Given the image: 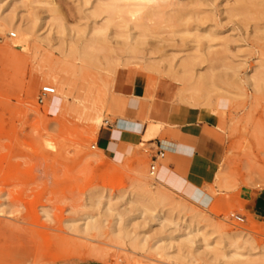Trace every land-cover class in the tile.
I'll use <instances>...</instances> for the list:
<instances>
[{"label":"rangeland","instance_id":"rangeland-1","mask_svg":"<svg viewBox=\"0 0 264 264\" xmlns=\"http://www.w3.org/2000/svg\"><path fill=\"white\" fill-rule=\"evenodd\" d=\"M29 1L0 0V18L8 13L14 17L11 26L0 30V264H264V214L245 208L249 191L264 189V0H112L111 5L109 0H54L52 15L48 6ZM94 2L102 8L117 6L115 18H123L117 20L123 47L114 38L108 45L113 51L90 41L85 48L90 53L85 62L92 59L89 68L76 50L82 52L88 29L106 19L105 12L96 20L88 14ZM186 9L189 17L177 21V13ZM53 19L65 24L64 31ZM20 20H29L34 36L44 41H32L25 50L9 46L18 36L13 25ZM59 31L64 32L60 37ZM134 32L148 43L136 36L126 40L125 35ZM129 48L133 50L127 52ZM63 49L67 58L73 55L65 63ZM186 53L198 56L193 73L212 70L213 89L206 99L188 100L189 92L184 100L178 96L182 86L190 85L176 72ZM97 56L122 58L107 71ZM49 66L63 71L71 85L64 103L56 81L46 73ZM123 71L146 78L150 111L141 121L164 127L155 93L165 87L171 102L196 107L206 117L202 120L216 126L219 140L215 148L208 147L215 162L211 179L176 191L157 178L158 161L150 174L158 149L154 141L163 139L160 130L138 135L117 157L97 146L100 130L113 121V87ZM86 72L91 82L84 78ZM46 84L55 91L39 102V89ZM45 140L52 147L44 146ZM137 179L162 192L168 206L176 203L181 217L153 218L131 209L126 197L115 198L134 190ZM95 187L110 194V203L102 198L98 206L88 204L86 195ZM124 208L129 210L121 212ZM117 212L125 213L127 223L117 219ZM91 220L98 229L85 228Z\"/></svg>","mask_w":264,"mask_h":264},{"label":"crops","instance_id":"crops-1","mask_svg":"<svg viewBox=\"0 0 264 264\" xmlns=\"http://www.w3.org/2000/svg\"><path fill=\"white\" fill-rule=\"evenodd\" d=\"M69 81L59 90L62 102L68 101ZM146 78L140 73L129 74L126 71L116 77L112 105L113 121L106 122L96 141L109 157H117L126 143L135 141L138 135L159 132L161 124L155 121H141L149 110L146 99ZM165 87H159L155 96L162 106L160 130L164 140L170 141L163 156L158 160L157 178L176 191H184L190 183L200 186L202 181L211 179L215 162L210 157L208 147L215 148L218 142L216 126L202 120L196 107L171 102V97L164 93ZM152 139V138H151ZM162 139V140H163ZM142 140V139H141ZM162 140L156 139L157 148ZM245 208L256 215L264 214V189H251L245 200Z\"/></svg>","mask_w":264,"mask_h":264},{"label":"bare ground","instance_id":"bare-ground-1","mask_svg":"<svg viewBox=\"0 0 264 264\" xmlns=\"http://www.w3.org/2000/svg\"><path fill=\"white\" fill-rule=\"evenodd\" d=\"M27 2V1H29V0H23V2ZM33 1H35V0H33ZM32 0L31 1H29L28 2V4L29 3H34V4H37L38 6H40L41 4H42V6L43 5H45V6H48V9L49 10H52V9H54V6L56 5L55 4V1L54 0H36L35 2H33ZM96 1V0H95ZM108 1V0H107ZM115 1V0H114ZM114 1L112 2V0L110 1L109 0V4L111 5L112 3H114ZM86 2H88V0H84V3H86ZM91 2V1H90ZM96 2H98V1H96ZM100 2V1H99ZM117 2V1H116ZM237 2H240V1H237ZM249 2V1H248ZM256 2V1H255ZM57 3V2H56ZM108 3V2H107ZM28 4H27V6H28ZM32 4H30V5H32ZM40 4V5H39ZM25 5V4H24ZM104 5H107V4H104ZM103 6V5H102ZM26 7V6H25ZM29 7V6H28ZM117 7V6H116ZM102 8L100 5H98V4H95V2H94V5H91V7L89 8V9H87L88 11H89V13L88 14H90V15H92V16H94V20H96V18L95 17H99L100 16V14H102L103 12H105L106 13V16L104 17V18H106L105 19V21L104 22H102L101 24H98V25H96V24H93L91 27H90V29H88L89 31H88V34H89V38H83L84 39V41H85V44L83 43L82 45H83V47H82V52L81 51H77L76 50V54L77 55H79V57L80 58H82V61H87L88 60V57L90 56L89 54L90 53H86V51H85V48H87V47H89V46H87L88 45V43L90 42V41H93V42H97V43H100V44H106V47L107 48H105V50H109V51H113L114 49H112L113 47L112 46H108V45H110L109 43H110V39H112V38H114L115 39V43H117L118 44V42L120 43V45L122 46L123 45V43H121V40H118L120 37H123L122 35H123V33L118 29L119 28V25H118V22H117V20L121 17H119V18H117V20H116V18H115V14H116V12H118V11H115V10H118V8ZM260 7V6H259ZM57 8L58 7H55V10H57ZM31 9H32V7H30V10L28 11V14L27 15H30L32 12H30L31 11ZM237 9V8H236ZM255 9V8H254ZM176 10V9H175ZM181 10V9H180ZM231 10V9H230ZM46 11H47V8H46ZM124 11V10H123ZM185 11V10H184ZM49 12V11H48ZM178 12H180V11H178ZM181 12H183V11H181ZM186 13H181L180 15H179V13H177L178 14V17H177V21H180L181 23L182 22H184V21H186V19L189 17L188 16V14L190 13H187V9H186V11H185ZM236 12V11H235ZM244 13V12H243ZM9 15L7 16V17H3V18H0V30H2V29H4V28H7L8 26H11L12 25V23H13V18L14 17H12V15L10 14V13H8ZM52 14H56V13H54L53 12V10L51 11V15ZM127 14V13H126ZM174 14H176V13H174ZM14 16V15H13ZM55 16V15H54ZM173 16V15H172ZM191 16V15H190ZM28 17V16H27ZM35 17V16H34ZM37 17V16H36ZM51 17V16H50ZM116 17H118V16H116ZM132 17V16H131ZM174 17V16H173ZM57 18V17H56ZM47 19V18H46ZM103 19V18H102ZM121 19H123L122 17H121ZM121 19H119V20H121ZM35 20H37V19H35ZM54 21H58V20H56V19H53ZM93 20V19H92ZM21 21H26V20H20L19 22H18V24L17 25H13V28H15V30L17 31V33H18V36H16L17 38L16 39H14V40H12L11 42H10V45L9 46H11L12 48H18V49H21V50H25V49H27L28 47H30V46H28V45H32V43H30V42H32V41H38V42H41L43 39H44V37L42 36V37H40V36H34V33H36V30L33 32V29L35 28L34 26H32L31 27V25L29 24V25H27V23H29V20L28 21H26V24H22L21 23ZM50 21H51V19H50ZM133 21V20H132ZM135 21H136V19H135ZM34 22H36V21H34ZM49 22V21H48ZM93 22V21H92ZM96 22V21H95ZM136 22H139V20L138 21H136ZM15 23H17V22H15ZM42 23V22H41ZM53 24L54 23H56L57 25H60V27L63 25H65V24H60L61 22H52ZM98 23V22H97ZM100 23V22H99ZM131 24H133V23H131ZM172 24V23H171ZM174 24H176V23H174ZM43 25V24H42ZM49 25H50V22H49ZM79 25V24H78ZM125 25V24H124ZM63 26H62V30L64 31V28H63ZM87 26H89V25H87ZM140 25H138L137 27L139 28V29H142L141 28V26L139 27ZM186 26V25H185ZM110 27H113V29L112 30H110ZM122 27H125V26H121V28ZM130 26H128V28H129ZM196 27V26H195ZM73 28V27H72ZM78 28H80V27H78ZM86 28H89V27H86ZM127 28V27H126ZM38 29V28H37ZM50 29H55V28H51V26H50ZM50 29H48V30H50ZM74 29H75V27H74ZM151 29V28H150ZM186 29V28H185ZM196 29V28H195ZM132 30H134V29H132ZM189 30V29H188ZM194 30V29H193ZM61 32V31H59V37H60V32L61 33H64V32ZM74 31V30H73ZM72 31V33H74ZM85 30H82V36H84L83 35V32H84ZM141 31V30H140ZM148 31V30H147ZM147 31H145V32H147ZM187 30H185V31H182V29H180V32H186ZM55 32L56 33H58L57 32V30L55 29ZM79 32V31H78ZM86 32V31H85ZM151 32H153V31H151ZM189 32V31H188ZM51 33H53V32H51ZM187 33V32H186ZM75 34V33H74ZM78 34H80V33H78ZM136 34H139V32H134L133 34L132 33H128V34H126L125 35V38H126V40H134V39H136V38H134L135 36H136ZM156 34H158V33H156ZM191 34V33H190ZM14 35V34H13ZM16 35V34H15ZM62 35V34H61ZM160 35V34H159ZM197 34H193V36H196ZM75 36H78V35H76L75 34ZM74 36V37H75ZM81 36V35H80ZM149 36V35H148ZM147 36V37H148ZM199 36V35H198ZM208 36V35H207ZM85 37V36H84ZM88 37V36H87ZM119 37V38H118ZM136 37H139V38H137L136 40L138 41V40H140L141 41V43L143 42V40L144 41H146V38H144V39H140V36L138 35V36H136ZM157 37H161V36H158L157 35ZM200 37V36H199ZM62 38V37H61ZM71 38H73V37H71ZM142 38V37H141ZM149 38V37H148ZM194 38H196V37H194ZM198 38V37H197ZM79 39V38H78ZM150 39V38H149ZM198 40V39H197ZM44 41V40H43ZM140 41H138V42H140ZM45 42H46V40H45ZM147 43H148V41H146ZM152 42V41H151ZM161 42V41H160ZM159 42V43H160ZM198 42V41H197ZM97 43H95V44H97ZM113 44H114V42H112ZM125 43H127V42H125ZM141 43H135V44H137L138 46L139 45H141V46H143V44H141ZM146 43V44H147ZM33 44H35V43H33ZM58 44H60V43H58ZM112 44V45H113ZM135 44H132V45H135ZM154 44H156V43H154ZM99 44H97V46H98ZM127 45V44H126ZM131 45V46H132ZM8 46V45H7ZM34 46V45H33ZM103 46H105V45H103ZM128 46H130V44H128ZM127 46V47H128ZM155 46H157L158 48H159V45H155ZM195 46H197V45H195ZM68 47V46H67ZM73 47V46H72ZM123 47V46H122ZM194 47V46H193ZM98 48V47H97ZM103 48V47H102ZM120 48V47H119ZM119 48H117V49H119ZM151 48V47H150ZM161 48V47H160ZM194 48H198V47H194ZM77 49V48H76ZM99 49H101V48H99ZM193 49V48H192ZM36 50V49H35ZM69 50V49H68ZM71 50V49H70ZM87 50H89V48L87 49ZM133 50V48L131 49V48H129V50H127V52H129V51H132ZM163 50V49H162ZM194 50V49H193ZM60 51H62V54H61V59H63V58H66V61L65 60H63L64 62L63 63H65V62H67V60L69 59V58H73V55H72V57H69V58H67L66 56V49L64 50H60ZM97 51V50H96ZM102 51V50H101ZM120 51V50H119ZM124 51V50H123ZM35 52H37V51H35ZM78 52H81V53H79L78 54ZM188 52V51H187ZM73 53V52H72ZM124 53V52H123ZM115 54V53H114ZM187 55H185V57H183L182 59H181V61L180 62H178L179 63V67L178 68H180V69H177L176 70V72H177V74H178V78L179 79H181V80H183V81H187V82H189L190 81V85L189 86H187V87H185V85L184 86H182L183 88H180L179 90H178V96L181 98V99H183L184 100V98H185V92H189V94H190V96H191V98H187L188 100L189 99H192L193 98V96H194V98H197L196 100H199L200 98H207L208 97V95H209V93H211L210 92V90L211 89H213V87L210 89V87H211V85L213 86V83H211V80H212V78H211V71L212 70H210V71H208V73H210V74H208L207 72H204V71H206V70H203L202 69V71H198V72H195V73H193V70H192V65H193V63H194V61L196 60V59H198V56H196V55H194L193 53H186ZM77 55H75L74 57H76ZM81 55H82V57H81ZM110 56V55H109ZM109 56H104V58L102 59L101 58V56H97L98 58H100V59H102V60H104V68L105 69H107V71L108 70H111V69H113L116 65H117V63L120 61V59L122 58H114V59H111V58H109ZM136 56V55H135ZM208 56V55H207ZM112 57H114V56H112ZM120 57V56H119ZM160 57H162V56H160ZM219 57V56H218ZM77 58V57H76ZM75 58V59H76ZM87 58V60H85ZM134 58H136V57H134ZM139 58V57H138ZM226 58V57H225ZM59 59V58H58ZM92 59H90L89 60V63L87 64L86 62L84 63L85 65H87L88 67L90 66V64H91V61ZM102 60H101V62H102ZM129 60V59H128ZM82 61H81V63H82ZM197 61V60H196ZM54 62V61H53ZM52 62V63H53ZM55 62H57V60L55 61ZM55 62H54V65H57L58 63H56L55 64ZM73 62H74V60H73ZM88 62V61H87ZM139 62V61H138ZM213 62V61H212ZM75 63V62H74ZM121 63V62H120ZM204 63V62H203ZM208 63V62H207ZM210 63V62H209ZM61 64V63H60ZM84 64L82 63L81 64V66L80 67H84ZM140 64V63H139ZM211 65V64H210ZM74 66V65H73ZM77 66L78 65H76V67L75 68H77ZM92 67H93V65H91ZM57 67H59V69L61 68V67H63V66H57ZM87 67V68H88ZM101 67V66H100ZM71 68V67H70ZM85 68V67H84ZM84 68H82L81 70H83L84 71ZM89 68H91V67H89ZM59 69L58 68H56V67H50L49 66V68L47 69V71H46V73H47V75L49 76V77H51V78H53L55 81H56V85H57V90H59L66 82H68V80L66 79V77H64L63 75H62V73H64L63 71H59ZM67 69H69V68H67ZM74 69V68H73ZM78 69V68H77ZM75 70V71H78V70ZM80 69V68H79ZM94 69V68H93ZM61 70H64V69H61ZM65 70H66V68H65ZM64 70V71H65ZM90 70V69H89ZM101 70H104V69H101ZM69 72V71H68ZM71 72V71H70ZM79 72V71H78ZM82 72V71H81ZM99 72V71H98ZM102 72V71H101ZM65 73H66V71H65ZM77 73V72H76ZM102 73H104V71L102 72ZM68 74V73H67ZM81 74V73H80ZM83 74V73H82ZM87 74V72L85 73V74H83L84 75V78H85V75ZM70 75V74H69ZM79 75V74H78ZM83 75H80V76H83ZM218 75V74H217ZM253 75V74H252ZM258 75V74H257ZM87 76H90V75H87ZM92 76V75H91ZM215 75H213V77H214ZM254 76V75H253ZM71 77H73L72 75H71ZM75 77V76H74ZM94 77V76H93ZM249 77V76H248ZM255 77V76H254ZM87 78H89V77H87ZM96 78V77H95ZM221 78H224V77H221ZM86 79V78H85ZM97 79V78H96ZM251 79L252 78H250V81H251ZM255 79H258L257 77L255 78ZM60 80V81H59ZM86 80H89V79H86ZM85 80V81H86ZM92 80H93V78H92ZM213 80H214V78H213ZM223 80V79H222ZM259 80H261V79H259ZM258 80V81H259ZM262 80H264V79H262ZM88 82H91V80H89ZM94 82H98V79L97 80H95ZM260 83V82H259ZM261 84V83H260ZM69 86H68V90H67V92L66 93H69L70 92V88H71V85H70V83L68 84ZM186 85H188V83L186 84ZM252 85H254V84H252ZM54 91H55V88H54ZM213 91V90H212ZM214 91H215V89H214ZM189 94H187V95H189ZM186 95V96H187ZM211 95V94H210ZM187 97H189V96H187ZM199 98V99H198ZM187 99H185V100H187ZM188 100L186 101V102H188ZM208 100V99H207ZM193 101V100H192ZM200 101V100H199ZM194 104V103H193ZM201 104V103H200ZM206 103L204 102V104L202 103L201 105H205ZM198 105V104H197ZM206 106V105H205ZM207 106H209V104H207ZM68 134V133H67ZM65 144V143H64ZM161 144H162V147L163 148H168L169 147V145L171 144L170 143V141H167V140H162V142H161ZM49 146V147H52V143L50 142V141H48V140H45V145L44 146ZM93 157V156H92ZM151 174V173H150ZM154 174V173H153ZM152 174V175H153ZM139 177V176H138ZM141 178V177H140ZM160 187V186H159ZM158 187V188H159ZM163 187H165V190L167 189V190H169L170 191V189H168V187L167 186H163ZM124 188V187H123ZM161 188H162V185H161ZM157 190V189H156ZM119 192V191H118ZM164 194H162V192L160 193L159 191H154V189H151V187L149 186V183L148 182H146L145 180H142V179H137L136 181H135V187H134V190H133V188H132V190H130V191H124V192H121V193H119V194H117L116 196H115V198L116 199H123L124 197H126V202L129 204V206H131V209H134V208H136L135 210L136 211H139L140 212V214H145L146 212L148 213H150L151 215H152V217L153 218H158V217H160V216H162L163 217V219L164 220H170L169 218H172L173 216H177V218H180L181 216H180V213H181V208H179V206L178 205H176V203H173V205H170V206H168V204H166L165 203V201H166V198L163 196ZM102 198H106L107 199V202L108 203H110L109 201H110V199H111V197H110V194L107 192V191H104L102 188H92L88 193H87V195H86V200H87V202H88V204L90 205V206H92V207H94V206H98V205H100L101 203H102ZM168 201V200H167ZM171 204V203H170ZM175 204V205H174ZM135 206V207H134ZM157 208H158V210H157ZM125 209L126 208H124L123 209V211H121V212H125ZM106 210H109V207L107 206V208H106ZM127 211L129 210L128 208L126 209ZM157 210V211H156ZM126 211V212H127ZM107 212V211H106ZM125 212V213H126ZM125 213H124V216H125ZM117 214H118V218L117 219H119V220H124V219H122V217H124L123 216V213H118L117 212ZM116 214V215H117ZM128 216V215H127ZM126 216V217H127ZM132 217V216H131ZM175 218V217H174ZM191 218V217H190ZM192 218H194V217H192ZM126 219V218H125ZM129 220L131 219L130 217L128 218ZM126 220H124V222H125ZM90 222V223H89ZM89 222H87L86 223V229H92V228H95V229H98V228H96L97 226H98V224L97 223H95V222H93V220H91V221H89ZM93 222V223H92ZM100 223V222H99ZM125 223H127V222H125ZM123 229V228H122ZM124 230V229H123ZM195 230H199V228L197 227V228H195ZM227 237V236H226ZM229 237V240H231L230 239V236H228ZM233 242H232V240H231V242H230V244H232ZM240 256V254H236V253H231L229 256H231V257H234V256ZM241 263H243L242 261H241ZM257 263H259V262H257ZM247 264H252L251 262H247Z\"/></svg>","mask_w":264,"mask_h":264},{"label":"built area","instance_id":"built-area-1","mask_svg":"<svg viewBox=\"0 0 264 264\" xmlns=\"http://www.w3.org/2000/svg\"><path fill=\"white\" fill-rule=\"evenodd\" d=\"M54 93V87L51 85H42L39 89V94H38V101L43 102V100L48 96ZM164 150L161 148V143L158 146V149L156 150L155 155L152 156V164L150 165V170L149 172L153 174L156 169V162L163 156ZM235 219L237 220H242V217L240 216H234Z\"/></svg>","mask_w":264,"mask_h":264}]
</instances>
